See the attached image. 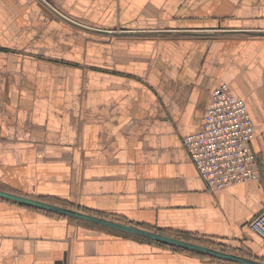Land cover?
Returning <instances> with one entry per match:
<instances>
[{
	"label": "crops",
	"instance_id": "1",
	"mask_svg": "<svg viewBox=\"0 0 264 264\" xmlns=\"http://www.w3.org/2000/svg\"><path fill=\"white\" fill-rule=\"evenodd\" d=\"M46 1L0 0V189L264 260V0ZM221 84L261 178L210 190L183 137ZM0 264L240 263L0 198Z\"/></svg>",
	"mask_w": 264,
	"mask_h": 264
},
{
	"label": "built area",
	"instance_id": "2",
	"mask_svg": "<svg viewBox=\"0 0 264 264\" xmlns=\"http://www.w3.org/2000/svg\"><path fill=\"white\" fill-rule=\"evenodd\" d=\"M253 136L254 122L247 103L228 84H221L212 91L202 128L185 135L183 143L208 188L219 190L261 178ZM249 227L264 239V209Z\"/></svg>",
	"mask_w": 264,
	"mask_h": 264
},
{
	"label": "water",
	"instance_id": "3",
	"mask_svg": "<svg viewBox=\"0 0 264 264\" xmlns=\"http://www.w3.org/2000/svg\"><path fill=\"white\" fill-rule=\"evenodd\" d=\"M47 3L46 0H42ZM252 32V31H250ZM258 32V31H257ZM254 34H258L252 32ZM0 198L8 199L23 205L32 206L35 208L44 209L51 211L60 215L70 216L78 218L81 220L89 221L92 223L100 224L106 227L114 228L117 230L125 231L128 233L140 235L146 238L153 239L162 243L169 245L181 247L187 250L197 251L201 253H206L208 255L217 257L219 259L232 261L240 264H264V260L248 255L239 254L233 251H227L221 248H217L211 245L203 244L200 242H195L173 236L171 234L163 233L160 231H154L137 225H132L130 223L122 222L116 219L100 216L97 214H92L78 208H71L68 206L56 204L42 199H37L29 197L26 195L13 193L0 189Z\"/></svg>",
	"mask_w": 264,
	"mask_h": 264
},
{
	"label": "trees",
	"instance_id": "4",
	"mask_svg": "<svg viewBox=\"0 0 264 264\" xmlns=\"http://www.w3.org/2000/svg\"><path fill=\"white\" fill-rule=\"evenodd\" d=\"M60 201L63 202L62 200H60ZM115 219L116 220H119V221H121V220L122 221H125V219H123L122 217H115ZM169 232H171L173 234V236H177V237L184 238V239H187V240H191V241H195V242H198V240H199V238L196 237L194 233H191V232H188V231H185V232H181V231H177V232L176 231H169ZM203 254H206V253H203ZM206 255H208V254H206Z\"/></svg>",
	"mask_w": 264,
	"mask_h": 264
}]
</instances>
